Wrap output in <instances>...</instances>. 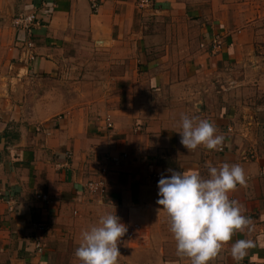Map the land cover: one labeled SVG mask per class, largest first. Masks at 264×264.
Wrapping results in <instances>:
<instances>
[{
    "label": "crops",
    "instance_id": "0c3cea01",
    "mask_svg": "<svg viewBox=\"0 0 264 264\" xmlns=\"http://www.w3.org/2000/svg\"><path fill=\"white\" fill-rule=\"evenodd\" d=\"M23 15L30 32L14 25ZM91 57L109 72L101 82L79 78ZM181 115L211 122L219 149L187 151ZM224 163L244 170L229 198L251 224L215 258L264 264V0H99L96 11L89 0H0V264H80L82 231L108 213L126 226L118 261L163 264L150 250L162 242L132 227L152 234L167 218L161 175L207 178ZM96 176L103 196L85 188ZM241 239L254 247L237 262Z\"/></svg>",
    "mask_w": 264,
    "mask_h": 264
},
{
    "label": "clouds",
    "instance_id": "9594fccd",
    "mask_svg": "<svg viewBox=\"0 0 264 264\" xmlns=\"http://www.w3.org/2000/svg\"><path fill=\"white\" fill-rule=\"evenodd\" d=\"M178 127L180 143L187 151L199 146L218 150L224 140L211 122L197 116L181 115ZM245 183L243 168L228 163L219 168L209 165L207 178L195 171L161 175L156 203L167 215L179 257L187 258L190 264H209L235 232L249 228L250 218L242 214V206L229 198L230 192ZM125 232L126 226L115 214L101 215L96 225L82 231L74 255L80 264H117V245ZM252 247L251 240H237L230 254L240 262Z\"/></svg>",
    "mask_w": 264,
    "mask_h": 264
},
{
    "label": "rangeland",
    "instance_id": "374dc122",
    "mask_svg": "<svg viewBox=\"0 0 264 264\" xmlns=\"http://www.w3.org/2000/svg\"><path fill=\"white\" fill-rule=\"evenodd\" d=\"M85 60L89 62L88 64H84L85 69L86 68H88V69L87 70H81V75L79 76V78H82V76L86 75V77L89 78L88 80L90 82H95L93 79H98L97 82H101L105 78L108 77V73H109L108 71L93 69V67L95 65L91 64L93 62L92 57L85 59ZM79 72L80 71L76 69L75 71L71 72V75L73 76V78H76V77H78ZM90 78H93V79H90ZM104 122L105 123H108V122L111 123V120L109 117H106L104 119ZM98 179L103 180L100 176H96L95 178L92 179V181H96ZM86 184H85V188H87ZM132 227L134 229H137V230L143 232V234L141 232L140 233L144 236L147 235V237H149V238L153 237L156 243L162 242V246L160 248L159 245L154 247L153 241H152V244L150 245V247H151L150 250L152 249L154 253H157L156 251H157V249H159L161 254L163 253V256L161 257L163 264H190V261L187 258H181L176 253V243L172 237V234L169 231L168 218H165L162 220L161 226H154L152 234L150 232V226H141V227H143L141 230L138 228V224H133ZM139 231H137V232H139ZM149 232H150V235H149ZM137 234L135 232H133V234H132L133 240L138 238ZM133 254L135 255V253H133ZM150 254L152 255V253H150ZM139 255H140V251L138 253V257L140 258ZM117 264H141V263H140L139 259L137 261H133V262L132 261L126 262L124 260L119 259V261L117 260ZM209 264H221V262L219 259L214 258L213 260H211L209 262Z\"/></svg>",
    "mask_w": 264,
    "mask_h": 264
},
{
    "label": "built area",
    "instance_id": "2783aa9c",
    "mask_svg": "<svg viewBox=\"0 0 264 264\" xmlns=\"http://www.w3.org/2000/svg\"><path fill=\"white\" fill-rule=\"evenodd\" d=\"M90 3V7L92 8L93 11H96L99 7V0H89ZM152 4V0H136V5L139 9H145V8H149ZM36 23L34 22V16L32 15H27V16H20L18 17L15 21H14V25L17 28H20L22 30H26L27 32H30L31 28L33 25H35ZM221 40L220 39H216L213 42V45L211 46V50L212 52H216L219 50L220 46H221ZM25 54L27 55L29 60H33L34 57L32 55V44L30 42H27L25 44ZM108 121V120H107ZM106 126L108 128L112 127V124L110 122L106 123ZM220 151H222L220 149ZM156 178H159V176H156ZM86 189H88L90 192L94 193V194H99L100 196H103L104 192H105V184L104 181L101 179H98L96 181H89L86 184ZM36 228V230L38 231H44L46 230V226H44L43 224H38L34 226ZM33 247H34V253L38 256H41L43 251H44V245L41 242H34L33 243ZM37 264H43V263H37Z\"/></svg>",
    "mask_w": 264,
    "mask_h": 264
}]
</instances>
